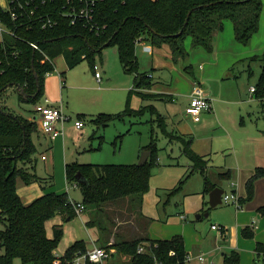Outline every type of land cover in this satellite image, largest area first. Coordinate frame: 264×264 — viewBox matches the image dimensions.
<instances>
[{"label":"trees","instance_id":"obj_1","mask_svg":"<svg viewBox=\"0 0 264 264\" xmlns=\"http://www.w3.org/2000/svg\"><path fill=\"white\" fill-rule=\"evenodd\" d=\"M65 0H50L42 9L64 10ZM264 7L263 0H95L92 20L89 24L79 21L72 24L65 15H56L58 23L49 28H42L34 17L24 19L27 23L14 21L9 10L0 5V22L15 31V35L5 34L0 39V264H15L21 259L23 264H76L74 259L79 253L88 250L85 240L72 243L60 255L58 245L63 238L62 225L54 226V234L48 236L46 223L58 214L65 219L78 215L68 191H49L26 204L18 190V178L26 183L38 182L45 190L56 183L54 174L41 177L36 172L38 147L34 135L39 132L37 120L16 114L5 103V92L10 87L22 85L28 97L20 98L38 104L45 94V77L55 70L54 58L63 54L68 66L74 67L84 59L95 65V59L109 45L117 46L124 71L135 74L132 92H141L144 96L162 98V93L148 94L146 89L153 85L148 73L140 72L137 44L146 39L152 45L162 46L169 43L173 51V60L186 59L189 51L185 46L187 37H191L192 46L203 45L213 50L215 33L224 28L225 20H232L236 39L244 45L250 44L259 30L260 18ZM32 42L38 44L35 48ZM260 59L263 69L259 87L255 92L264 98V51L254 55ZM186 70L193 74L192 65ZM36 72L40 80L37 83ZM152 110L156 108L152 105ZM127 105L121 112L100 113L93 120L104 125L110 120L122 118L131 112ZM79 119L86 117L79 113ZM85 120V119H84ZM83 120V121H84ZM159 126L167 132L165 115L158 113ZM185 143V152L192 159L190 171L201 170L204 175L203 192L209 194L216 186L211 181L207 170L208 157L196 153L192 148V137L185 138L175 132H167ZM155 144L148 161L139 163H67L66 176L69 183L81 188L82 202L88 206H105L120 199L137 197L143 204V198L150 186L152 165L155 161ZM81 172L88 183L77 180ZM222 178L229 177V171L221 172ZM264 176V167H257L247 180V196L251 200L255 194V182ZM181 179L179 185L183 182ZM179 185L172 192H175ZM264 215V204L258 207ZM89 219L88 224L94 225ZM117 221L113 220L111 230H105V237L115 233ZM244 237H254L255 231L246 227ZM149 243V244H148ZM150 246V250L139 252L140 246ZM104 247L111 255L128 256V264H186L187 250L184 237L175 235L169 239L134 237L120 239ZM115 250V251H112ZM257 264H264V243L258 242ZM86 264H98L88 261ZM222 264H242L239 251L233 250L225 255Z\"/></svg>","mask_w":264,"mask_h":264},{"label":"rangeland","instance_id":"obj_2","mask_svg":"<svg viewBox=\"0 0 264 264\" xmlns=\"http://www.w3.org/2000/svg\"><path fill=\"white\" fill-rule=\"evenodd\" d=\"M0 3L6 6L7 0H0ZM224 25L225 30L223 31H227L226 33L229 34V25H232L233 30L231 35H233V21L225 20ZM262 36H264L263 24L261 31L259 34L257 33L253 36L252 41L255 37L260 38ZM236 43L238 45L242 44L237 41ZM215 44L216 42L214 41L213 50H209L203 45L192 46L191 37L189 36L185 40V46L189 51V55L186 59L175 63L172 62L171 58L165 56L166 53L170 52V44L166 43L164 48H162L163 50L159 52H161V56L164 55L163 59L174 63L171 65L174 69L171 74L168 68L153 69L151 65L153 55L149 53L150 51L143 52L145 60L142 55L139 56L140 71L154 74L153 81L155 80V84H158L155 89L154 87L148 88L145 92L151 94L155 91L160 92L164 90L161 92H165L166 96L162 98L144 96L141 92L136 91L131 93L135 74L124 71L117 46L115 45L106 46L102 54L98 55L95 59V66L103 74V81L101 83L98 82L94 66L88 59H84L74 67L68 68L63 54L54 58L55 70L45 77V91H48L51 99L56 101L62 96L64 110L72 116L66 125L65 151H67L68 161L77 160L81 163L94 164L139 163L143 151L148 150V147L152 143L155 144V161L152 165L150 186L144 195V203H140L137 197H127L113 202V204L102 205L99 208L88 206L85 212L78 214L73 219H70V221L67 219V222H62L64 223V235L57 248L59 254L65 253L67 247L73 242V238L75 237L84 238L89 243V246H91V237H94L95 233L103 235L105 230H111L113 228V220L115 219L118 222V218L122 219L124 217L122 216L123 212L125 214L132 213L133 217L135 212L136 220L140 221L139 217L141 214L139 212L141 209L144 214L153 219L151 227L154 235L167 236L174 234L182 236V234L175 233L184 224V226L190 227L188 235L192 237L191 227L194 225L204 235L203 242H194L195 250L204 254L213 253L216 250L219 241L215 237V232L211 230V223L221 222L217 221L219 215L227 218L235 217L234 211L236 206L222 204L217 208H209V194L204 193L205 196H203L201 192L204 188L205 180L202 171H190L193 161L185 152V143L177 135L170 136L167 134V132L173 131L187 139L193 136L187 133L188 131L184 127L190 130V126H193L198 129V135L202 136L206 132H211L216 126L213 119H202L201 122L194 123L195 121L192 118H188L190 117L186 114V107L189 103L188 98L176 93V91H173L175 94L174 100L168 98L171 75L174 74L176 76L175 79L180 77L183 81L177 84V86L184 83L180 87L187 89L188 84L185 83L188 82L180 75L190 78L191 81H194L195 78L201 79L199 66L202 63L207 66V55L211 56L216 53ZM250 44L242 47L249 49ZM224 45L220 47L221 61L228 55L226 49L223 51ZM226 48L229 49L228 46ZM154 53L157 54L156 51ZM186 65H192L193 74L186 70ZM262 69V60L252 58L242 59L235 63L234 69L230 73L231 78L226 77L217 82V84L220 82V85L229 86V89L235 95L243 93L246 105H255L254 101L258 103L259 110L253 115L254 123L252 122V124L249 121V114L247 113L244 114V122L241 121V115L237 116L235 114L234 117H229L231 122L232 120L236 122L235 129L245 134L246 137L250 134L251 129L257 130L258 127L264 133V104L259 102L257 93H251L250 91L251 87H259ZM61 72H65L64 78L66 82L63 87L60 77ZM202 81L205 86L202 85L206 91L207 87L215 86V81H208L206 79ZM176 82L175 80L174 83ZM5 99L8 106L16 114L29 115L35 110V103L21 99L15 87L8 88L5 92ZM127 105L132 110L122 118L110 120L106 125L93 120L103 112H121L127 108ZM152 105L156 108V112L152 110ZM230 106L235 110L238 109V106ZM79 113L86 114V117H83L86 120L83 130L75 129L74 125ZM158 113L167 117V124L165 125L167 132L159 126V121L157 120ZM256 121L259 122L258 127ZM244 142H247V140L242 142L240 155L246 156L250 149L243 144ZM39 146L41 147L40 143ZM40 151L41 149L38 148L36 172L39 176L44 177L50 171V164H52L54 156L53 151L48 152L49 159L45 161L41 158V155H38ZM62 154L61 158L64 157ZM231 156L234 157V153H231ZM231 156L230 154H221L217 157L215 155L212 161L213 166L209 170L210 179H217L224 189L228 191H232L233 189L229 183L232 179L222 178L218 173L217 166L225 158L230 159ZM50 172L55 173L57 180L56 188L58 190H65L66 179L62 166ZM181 179L184 180L179 185ZM178 185L179 188L175 192H172ZM70 186L71 195L79 199L81 197L80 189L73 188L75 187V183H71ZM18 190L23 201L30 203L39 196V193L36 194L35 192L37 190L41 192V187L38 182L26 183L19 177ZM205 212H208V215L197 218L198 214H205ZM182 213L188 214L187 221L181 219L180 215ZM85 219L94 220V225L87 226ZM57 222L59 221H55L54 218L47 222L48 234L53 235V226ZM101 242L103 243V239H101ZM122 257L123 255L117 254L116 257L108 258L104 264H126L129 258ZM223 257L221 252H216V264H222ZM15 264L23 263L21 259H16Z\"/></svg>","mask_w":264,"mask_h":264},{"label":"crops","instance_id":"obj_3","mask_svg":"<svg viewBox=\"0 0 264 264\" xmlns=\"http://www.w3.org/2000/svg\"><path fill=\"white\" fill-rule=\"evenodd\" d=\"M264 2V0H263ZM230 20V19H228ZM262 24L264 27V7L262 10L261 18H260V29L255 33L259 34V32L262 29ZM227 28V27H226ZM225 30V25L224 28L221 31H217L214 36V41L216 42L215 48H216V53L213 55L209 56L207 55V66L204 65V63L200 64L199 70H200V77L195 78L194 81H191L190 78L188 77H183L180 75L184 80H186L188 83V88L187 89H182V85L177 86V84H180L181 81H183L180 77L175 79V75H171V85L169 87V99L174 100L175 94L173 91H176V93L181 94L183 97H186L190 101V95L191 91L193 89V86L196 83H201L204 85L203 81L204 79L206 80H212L215 81V86L212 87H207V93L209 96L214 98V109L212 111H203L198 117H194L191 114H188L186 111V114L192 118L195 122L194 123H199L201 122L202 119H213L215 120L216 126L211 130L209 133H204L202 136H199L197 133V128L190 126L189 128H185L187 133H190L192 137V148L196 153H199L201 155H205L208 157L207 161V170H208V175H209V170L210 167L213 166L212 161L214 160V156L216 155L219 156L221 154H230L234 153V157H230V159H224L221 164L217 166L218 173L220 175L221 172L229 171V177L232 180L229 181L230 185L233 187L232 191L236 192L240 198L241 201V207H238L235 203H222V204H232L236 206V209L234 211L235 217L232 218H227L223 215H219L217 217V221L221 222H212L211 223V230L215 232V237L217 241H219L218 246L216 250H214V254L208 253L204 254L201 253L194 248V242H203L204 241V235L201 234V232L198 231V229L193 225L191 227V232H192V237L188 235L190 227L181 225V229L178 230L175 234H182L185 240V246L188 255H190V259L186 261V264H216V252H221L223 256L225 257L228 252H232L233 250H237L240 252L241 257H242V264H257L258 260V254L256 251V246L258 242H263L264 243V215H262L258 211V207L264 204V176L259 177L256 182H255V194L254 197L251 200L244 201L242 198H245L247 196V180L255 173L257 167H264V133L259 129V122L256 121L258 129L250 130V134H248V137H246L245 134L242 132H238L235 129V123L230 121L229 117L232 116L234 117L235 114L237 116L241 115V121L244 122V114H249V121L254 123L253 120V115L258 112L259 106L256 101H254L255 105L249 104L246 105V99L243 98V93L240 94H234L230 89L229 86L225 85H220L219 83L217 84L218 81L223 80L224 78H231V71L234 69L235 63L241 61L242 59H248V58H253L254 55H260L264 51V36L258 38L255 37L250 44L249 49H246L244 44L238 45L236 43L239 42L236 39L235 36V30L234 34L231 35L232 33V25H229L230 34L226 33L227 31ZM227 30V29H226ZM254 34V35H255ZM259 36V35H257ZM142 41H139L137 44V55L139 58L140 62V55L143 56L145 60V54L146 51L144 49L145 45H150L152 50L149 53H152L153 58L151 65L153 69H170V74L173 72V67L171 66L174 63L168 62L166 59H163L164 55L161 56L159 51L163 50L164 43L162 46H156L152 45L148 40L146 39H141ZM192 42V40H191ZM241 43V42H239ZM169 44V43H168ZM225 44V45H224ZM224 45L223 51L226 49L228 52L227 57L223 58V61H221V56H220V47ZM229 47L227 49L226 47ZM214 47V46H213ZM157 52L155 54L154 52ZM169 53H166V57L171 58L173 60V51L172 47L170 45ZM163 54V53H162ZM225 54V53H224ZM226 55V54H225ZM172 62H175L174 60ZM145 63V62H144ZM176 63V62H175ZM67 64V62H66ZM141 65V64H140ZM67 67L70 68L67 64ZM98 70L97 66L94 65V71L96 72ZM141 72V71H140ZM51 73V72H50ZM48 73L47 75H49ZM142 73H148V72H142ZM149 76L152 77V80L154 79V74L148 73ZM96 76V73H95ZM61 82H62V87L64 86L65 81V72H61ZM97 78V76H96ZM135 79V78H134ZM98 82L103 81V74L101 77V80L97 78ZM177 81L174 83V81ZM135 82V80H134ZM109 83V81H108ZM174 83V84H173ZM155 84V80L153 81V85L151 86L154 87V89L158 86V84ZM205 86V85H204ZM108 87V85H106ZM105 88V87H104ZM252 88V87H251ZM134 89V85L131 88V90ZM17 90V87H16ZM164 91V90H161ZM157 92L155 91L154 93H162L165 95V92ZM251 91V89H250ZM18 92V90H17ZM19 93V92H18ZM251 93H256L252 92ZM46 95V97H45ZM253 95V94H252ZM20 96V93H19ZM166 96V95H165ZM253 97V96H251ZM5 98V97H4ZM259 102H262L264 104V98H260L259 96L257 97ZM7 99V98H6ZM5 99V103L7 104V101ZM49 99L52 101L53 104L55 105H62L64 113V100L63 97L59 100H53L51 99V95L49 94L48 91H45V94L43 96V99L39 101V103L46 102V100ZM252 99V98H251ZM189 104V103H188ZM8 105V104H7ZM230 105L233 106H238V109H234ZM188 106V105H187ZM36 107V104H35ZM187 108V107H186ZM67 114V113H66ZM70 116L69 119L65 121V123H60L59 128L61 129L62 133L58 135L56 138L52 139L50 136L46 133L43 132L41 129L40 123H39V115L36 111L32 114H25L29 119H35L38 122L39 126V132L34 135L35 142L37 144V147L41 149L39 152V156L41 155V158L43 160H48V152L53 151V162L50 164V171L52 170H57L59 166H62V170L65 171V179H66V187L65 190H58L56 187V183L53 187L43 189L41 186V192L38 190L35 192L39 196L44 194L45 192L49 191H56V192H65L68 191L70 194L71 199H74L78 202H82L83 200V194L81 192V197L79 199L74 198L71 193V183L68 182L67 176H66V165L67 163L74 162V161H68L67 158V151H65L66 143H65V137H66V125L67 122L72 118L71 115L67 114ZM166 117V116H165ZM79 119V117L77 118ZM76 119V120H77ZM85 118H83L84 120ZM85 122L84 120V126L82 128H78L75 125V129L83 130L85 127ZM166 122H167V117H166ZM178 129V128H177ZM244 140H247V142H244L243 144L246 145L247 148L250 150L248 151V154L246 156L240 155L241 150H242V142ZM39 143L41 147L39 146ZM248 144V145H247ZM63 153V154H62ZM61 154L64 156L61 158ZM45 155V157H44ZM150 157V156H149ZM149 159V158H148ZM77 161V160H75ZM58 165V166H57ZM47 172L48 174H54V172ZM210 178V177H209ZM56 179V176H55ZM213 183L216 184V186H222L220 182L217 181V179H211ZM39 184V183H38ZM40 185V184H39ZM223 187V186H222ZM73 188H78L81 191V188L79 186H75ZM204 189V188H203ZM228 191V190H226ZM203 196H205L203 190L201 191ZM21 195V194H20ZM22 197V196H21ZM23 200V199H22ZM143 203H144V198H143ZM209 203V201H208ZM28 204V203H26ZM222 204L217 205V208L221 206ZM143 207V205H142ZM209 208H211L210 203H209ZM86 210V208H85ZM84 210V212H85ZM122 213V212H121ZM206 213V212H205ZM141 214L140 221L136 220V215L134 212V217L131 214H125V212L122 213V216H124L122 219L118 218V223L115 226L114 230L115 233L108 234L105 237H102L98 235L97 233L94 234V237H91V246H89V243L84 239L80 237H75L73 238L74 243L76 240L83 239L86 242L87 248L91 249L95 246H105L107 244H112L116 242L117 240L120 239H128V238H134V237H149L152 239H169L175 236L174 234H169L167 236H156L154 235L153 229L151 227L153 219L151 217H148L146 214L143 213V210L139 212ZM205 214H201L200 217H203ZM121 216V215H119ZM181 219L183 221L188 220V214L182 213L180 215ZM55 221L57 222L54 226L56 225H62L64 228V223L62 222H67L68 220L64 218L63 215L58 214L55 217H53ZM52 219V218H51ZM50 220V219H49ZM48 220V221H49ZM47 221V222H48ZM70 221V219H69ZM89 219H85L86 225L89 226L88 224ZM220 224L224 227L223 233L219 232L217 229H214L212 227L213 224ZM47 224V223H46ZM54 226H53V234H54ZM249 227L254 229L255 231V236L252 237H244L242 234V231L244 228ZM48 233V232H47ZM49 237H52L53 235L48 234ZM101 239H103V243L101 242ZM71 243V244H72ZM70 244V245H71ZM149 244V243H148ZM69 245V246H70ZM68 246V247H69ZM144 246V245H142ZM67 247V248H68ZM145 248L147 247L148 250H150V246H144ZM115 251V250H112ZM205 255L208 259V263H205L199 259V255ZM62 255V254H60ZM117 254L111 255L110 257H116ZM109 257V258H110ZM223 257V260H224ZM122 258H129L128 256H123ZM110 263V262H109ZM223 263V261H222ZM111 264V263H110ZM126 264L127 261H126Z\"/></svg>","mask_w":264,"mask_h":264},{"label":"built area","instance_id":"obj_4","mask_svg":"<svg viewBox=\"0 0 264 264\" xmlns=\"http://www.w3.org/2000/svg\"><path fill=\"white\" fill-rule=\"evenodd\" d=\"M65 1L64 10L59 11L56 9L54 12L42 9V7L45 8L48 5L50 0H7L6 6H3L1 3L0 5L10 11L11 17L14 21H20L24 24L27 23L24 19H33L35 17L42 28L55 26L58 23L56 15L67 16L72 24H76L79 21L84 24H89L91 22L95 0ZM5 34L15 35V31L3 22H0V39L3 38ZM32 45L35 48H39L38 44L35 42H32ZM144 49L148 51L152 50L150 45H145ZM95 73L97 78L101 80L102 73L100 70H96ZM251 91L255 92V87H252ZM35 109L39 115L41 129L52 139L62 133L59 128L60 123L64 124L65 121L70 118V116L64 113L62 105H55L49 99H47L46 102L36 104ZM213 109L214 98L208 95L206 89L201 83H196L191 91L190 101L186 108L187 113L194 117H198L203 111H212ZM75 125L78 128H82L84 126V121L82 119H77ZM75 186H77V184H75ZM222 200L224 203H235L238 207H241L240 198L234 191L225 190L222 195ZM72 203L75 205L78 214L84 212L86 206L83 202H78L72 199ZM212 227L221 233L224 231V227L220 224H213ZM138 251L145 252L146 248L140 246ZM109 257L110 252L106 247L95 246L84 253H79L74 261L76 264H86L88 261L104 264ZM190 257V255H187V260L190 259ZM199 259L205 263L209 262L207 257L203 254L199 255ZM156 264H164V262L157 260Z\"/></svg>","mask_w":264,"mask_h":264},{"label":"water","instance_id":"obj_5","mask_svg":"<svg viewBox=\"0 0 264 264\" xmlns=\"http://www.w3.org/2000/svg\"><path fill=\"white\" fill-rule=\"evenodd\" d=\"M36 79H37V83L40 84V80H39V77L37 75V72H36ZM17 90L24 97H28V93L24 90L22 85L18 84L17 85ZM150 154H151L150 150L143 151L141 159L139 161V164L146 163L148 161V158H149ZM77 180H78V182H81V183H88L89 182L88 179L81 172H79L77 174ZM224 192H225V189L222 186H215L210 191V193H209V203H210L211 207H216L217 205L223 203L222 195H223ZM205 215H208V212H206ZM200 216H201V214L197 215V217H200Z\"/></svg>","mask_w":264,"mask_h":264}]
</instances>
